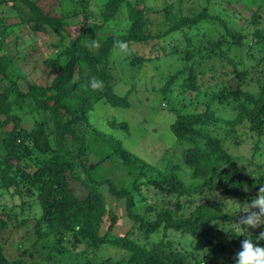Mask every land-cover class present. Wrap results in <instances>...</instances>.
<instances>
[{
  "label": "rangeland",
  "instance_id": "rangeland-1",
  "mask_svg": "<svg viewBox=\"0 0 264 264\" xmlns=\"http://www.w3.org/2000/svg\"><path fill=\"white\" fill-rule=\"evenodd\" d=\"M35 1L45 12L55 16L65 14V36H61L47 24L44 30L34 29L32 21L27 19L31 15L30 9L22 0H0V53L5 60L6 71V77L0 76V95L8 93L0 99V105L6 106L7 102H10L11 111L20 116V125L26 128L32 127L35 115L28 100L15 96V87L25 91L29 83L49 85L52 78L50 61L63 58L61 52L70 37L74 38L83 33L84 45L93 50L96 48L97 38L99 42L110 33H125L129 26L123 3L113 17L105 19L102 11L109 0ZM140 6L144 7L147 18L145 29L151 35H166L176 20L183 15L199 12L204 6L212 15H219L231 29L248 32L244 44L228 50L229 55L234 56L237 68L247 69L246 77L244 76L246 81L239 82L238 75L232 71V64L229 65L226 59L202 61L200 55H193V58H187L185 61L180 59L191 47L186 45V41L180 42L178 46L183 53H165L164 57L160 56L164 51L155 44L159 40L163 41L161 37L153 38L148 44L130 43L126 44L125 48L117 45L109 54L108 67L113 74L109 84L110 94L102 89L99 99L88 114L85 134L90 150L87 160L96 163L93 169L96 177H111L118 184L129 183V178L125 176L119 161L108 155L106 146L93 141L94 128L113 135L124 147L154 165L156 170L150 171L148 176L143 178L145 181L135 194L137 211L149 219L155 215L154 212L146 210L147 206L161 209L170 204L168 201L173 202L170 206L175 215H188L199 205L217 203H221L220 207L224 212L234 214L229 209L232 203L229 199H237L225 190V166H219L213 184L205 182L210 173L203 176L193 175V164L190 165L186 161L191 158V144L186 141L179 142L170 125L178 113H194L208 109L213 123L206 129L211 134L224 138V144L235 156L238 166L247 168V171H251L256 177L264 175V124L261 134H257L247 120L235 124L230 122L240 111L243 105L240 104L241 101L246 100L244 95L234 97L235 93L232 91L236 90L238 83L249 93L255 94L258 80L264 77V0H142ZM167 6L168 14L164 10ZM221 30L224 31L223 26L216 19H206L191 32L194 45H215L212 37L215 33L218 35L217 32ZM162 37L170 39V42L166 39L168 41H165L167 44L165 43L164 50L172 49L170 45L173 38L170 33ZM135 55H143L146 59L134 62L132 59ZM178 68V75L173 77ZM192 69L199 71L197 77L200 88L197 91H191L182 85V81L191 75ZM170 72L172 74H169ZM111 93L124 97L126 104H112L109 100ZM206 101H209V106ZM44 116L51 152L56 153L59 149V138L52 118L47 114ZM124 122L126 127L120 126ZM256 141L259 149L254 152ZM172 167L176 168L184 183L189 185L190 192L163 193L149 181L150 177L157 174V170L166 171ZM230 171L235 175L233 166ZM71 186L78 195L86 192L83 185L75 179L71 180ZM259 187L258 184L247 185L245 195H239L242 202H249L257 194ZM107 199L118 215L112 232L124 234L128 229H132L131 236L140 242L147 241V244L160 238L169 239L174 247L187 254L191 264H208L210 240L214 241L215 237L193 236L161 224L145 241L140 231L132 226L131 220L126 216L123 201L109 195ZM177 200L181 207H176L174 202ZM64 208L70 215L71 207ZM42 212L36 191L17 192L12 188L0 187V216L5 218V214H12L16 217L6 228L0 229V245L8 257H14L27 248L28 252L24 253L26 259H43L45 252L40 254L35 251L41 248V240H36L33 225L34 218L40 217ZM242 212L238 211L236 215ZM234 223L236 222L224 221L220 236L226 243H230L231 247L234 246L235 238H232L226 229L233 228ZM108 224L109 219L104 218L101 233ZM42 229L49 227L42 224ZM54 239V235L48 236L46 242L53 245ZM64 244L66 247L63 253L53 251V256L62 264H126L124 260L116 262L128 255L127 251L119 246L101 242L96 249H92L84 242H78L75 246L68 241H64ZM29 252L34 256H30ZM108 257L111 260L109 263L106 259Z\"/></svg>",
  "mask_w": 264,
  "mask_h": 264
},
{
  "label": "trees",
  "instance_id": "trees-1",
  "mask_svg": "<svg viewBox=\"0 0 264 264\" xmlns=\"http://www.w3.org/2000/svg\"><path fill=\"white\" fill-rule=\"evenodd\" d=\"M22 1L30 9L31 15L27 19L32 21L31 25L34 29L44 30L47 24L61 36H65L63 29L65 14L55 16L48 11L45 12L35 0ZM141 1L109 0L102 15L105 19L113 17L123 3L129 19L125 33H110L99 42L97 38V45L93 50L84 45L83 33L74 38L70 37L61 52L63 58L50 61L52 78L49 85L29 83L25 91L15 87V96L28 100L32 105L35 115L32 127L26 128L20 125V116L11 111L10 102H7L6 106L0 105V187L12 188L17 192L21 190L27 193L37 192L43 212L40 217L34 218L36 240H41V248L35 251L40 254L45 252L43 259L29 261L24 256V253L28 252L27 248L22 249V252L14 257H8L0 245V264H62L53 256V251L63 253L66 247L64 241L74 246L78 242H84L92 249H96L101 242L119 246L125 249L128 255L116 262L124 260L126 264H191L187 254L174 247L169 239L160 238L147 244L146 240L150 234L161 224L193 236L215 237L214 241L210 240L211 252L208 264H232L243 237L235 238L234 246L231 247L230 243L220 238L224 228L222 224L224 221L238 222L239 217L245 215L244 212L238 215L226 213L221 209V203H217L199 205L188 215H175L170 206L173 202L168 201L170 204L161 209L147 206L146 210L154 212L155 215L149 219L137 211L135 194L140 190L141 183L145 181L143 178H146L150 171L156 170L154 165L124 147L113 135L94 128L93 141L107 147L108 155L119 161L125 176L129 178V183L118 184L111 177H96L93 173L96 163L87 160L90 150L88 137L85 134L88 114L99 99L102 89L110 94L109 84L113 74L108 67L109 54L112 48L118 45L117 41L125 44H148L153 38L161 37L163 41L159 40L155 44L164 51L160 55L162 57L165 53H183L178 46L180 42L186 41V45L191 47L180 59L185 61L187 58H193V55H200L202 61L223 58L229 65L232 64V71L238 75L239 82L246 81L247 69H238L237 62L233 60L234 56H230L228 50L231 51L234 47L238 48L244 44L248 32L231 29L219 15H212L204 6L199 12L183 15L173 23L166 33V35L170 33V37L173 38L170 45L172 49L165 51L167 49L164 50L167 44L165 41L170 42V39L166 38L168 39L166 40L162 37L166 36L165 34L151 35L146 31L147 18L144 7L140 6ZM164 10L168 14L169 6L164 7ZM209 18L216 19L223 26L224 31L221 30L217 32L218 35L215 33V36H211L215 45L195 46L191 32ZM140 56L135 55L132 61L146 59L143 55ZM4 62L0 53L1 77H6ZM179 71L180 68L176 69L172 76L176 77ZM198 73L199 71L192 69L191 75L182 81V85L191 91L199 90ZM93 77L103 81L102 88L93 89L89 86ZM239 85L238 83L236 90L232 91L235 93L234 97L244 95L246 100L241 101L240 104L243 105L240 111L230 122L235 124L247 120L251 128L257 134H261L264 124V77L258 80L255 94L249 93ZM6 95L8 93H2L0 99ZM109 96L112 104H126L124 97L112 93ZM206 104L209 106V101H206ZM45 114L52 118L59 138V149L56 153L51 152ZM212 123V115L207 109L194 113H178L170 126L179 142L186 141L191 144L189 147L191 158L186 161L190 165L193 164V175L203 176L210 173L205 182L213 184L214 176L218 174L217 169L219 166H225L223 169L226 173L225 190L242 202L239 195H245L243 185L260 186L264 184V175L256 177L250 173L251 171H247V168L238 166L235 163V156L225 146L224 138L211 134L206 129ZM126 125L124 122L120 126L126 127ZM257 149L259 144L256 141L254 152ZM231 166L235 175L230 171ZM72 179L83 185L86 191L83 195L75 192L71 186ZM149 181L163 193L190 192L189 185L187 186L180 178L175 167L166 171L157 170V174L150 177ZM107 195L123 201L126 216L131 220L132 226L140 231L146 242H140L132 237V229H128L124 234L112 232L118 215L108 203ZM174 203L176 207H181L178 200ZM68 206L71 207V210L69 209L71 216L65 212L64 207ZM104 218L109 219V224L101 233L100 228ZM15 219L12 214H5V218L0 216V229L6 228ZM42 224H46L49 229H42ZM249 230L254 235L260 232V228L249 227ZM52 235L55 238L54 244L49 245L46 238ZM257 243L263 244L264 240ZM28 254L34 256L32 252ZM106 259L107 263L111 261L110 257Z\"/></svg>",
  "mask_w": 264,
  "mask_h": 264
},
{
  "label": "clouds",
  "instance_id": "clouds-1",
  "mask_svg": "<svg viewBox=\"0 0 264 264\" xmlns=\"http://www.w3.org/2000/svg\"><path fill=\"white\" fill-rule=\"evenodd\" d=\"M120 48H125L126 44L121 41L116 42ZM91 88L97 89L103 86V81L93 77L90 81ZM247 190V186L244 187ZM232 203L229 209L236 215L238 211H243L244 216L239 217L238 222L234 223L230 232L232 238L242 236L240 248L234 254L232 264H264V245L257 243L264 240V184H260L257 194L249 202H240L229 199ZM252 209H258L253 211ZM228 213V212H226ZM251 229L260 228L258 235H254Z\"/></svg>",
  "mask_w": 264,
  "mask_h": 264
}]
</instances>
